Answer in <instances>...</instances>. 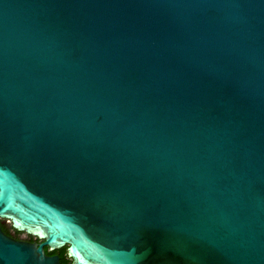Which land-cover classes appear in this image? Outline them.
I'll return each instance as SVG.
<instances>
[{
  "label": "water",
  "instance_id": "obj_1",
  "mask_svg": "<svg viewBox=\"0 0 264 264\" xmlns=\"http://www.w3.org/2000/svg\"><path fill=\"white\" fill-rule=\"evenodd\" d=\"M65 246L264 264V0H0V264Z\"/></svg>",
  "mask_w": 264,
  "mask_h": 264
},
{
  "label": "trees",
  "instance_id": "obj_2",
  "mask_svg": "<svg viewBox=\"0 0 264 264\" xmlns=\"http://www.w3.org/2000/svg\"><path fill=\"white\" fill-rule=\"evenodd\" d=\"M1 228H2L3 232L9 236L12 237V234H13L14 238H18V236L21 234L20 232L14 230L11 226L2 225ZM28 236L32 237L30 235H28ZM37 241H40V240L37 239ZM45 250H46V253L49 255H53V254L58 255L60 258V264H71V259L68 258V256H67V246H65L59 250H55L53 252L49 251L47 247L45 248Z\"/></svg>",
  "mask_w": 264,
  "mask_h": 264
},
{
  "label": "flooded vegetation",
  "instance_id": "obj_3",
  "mask_svg": "<svg viewBox=\"0 0 264 264\" xmlns=\"http://www.w3.org/2000/svg\"><path fill=\"white\" fill-rule=\"evenodd\" d=\"M2 225H6V226H11L9 223H5V222H2L1 223V226ZM12 237H13V234H12ZM14 238V237H13ZM16 240H21V241H27V242H32V243H38L40 241H37V239L35 237H29L28 235L24 234V233H21L18 238H14Z\"/></svg>",
  "mask_w": 264,
  "mask_h": 264
}]
</instances>
